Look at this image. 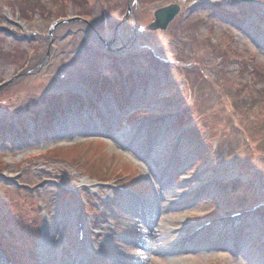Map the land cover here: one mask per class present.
Instances as JSON below:
<instances>
[{
	"label": "rangeland",
	"instance_id": "rangeland-1",
	"mask_svg": "<svg viewBox=\"0 0 264 264\" xmlns=\"http://www.w3.org/2000/svg\"><path fill=\"white\" fill-rule=\"evenodd\" d=\"M213 1L0 0V264H264V0Z\"/></svg>",
	"mask_w": 264,
	"mask_h": 264
},
{
	"label": "water",
	"instance_id": "water-1",
	"mask_svg": "<svg viewBox=\"0 0 264 264\" xmlns=\"http://www.w3.org/2000/svg\"><path fill=\"white\" fill-rule=\"evenodd\" d=\"M243 1L251 2L252 0H243ZM178 10H179L178 7L175 5L165 6V8L156 10L154 14L155 21L150 25L146 26V29L154 30V31L156 29L166 30L167 25L174 19ZM51 30L49 31V34L51 33Z\"/></svg>",
	"mask_w": 264,
	"mask_h": 264
},
{
	"label": "flooded vegetation",
	"instance_id": "flooded-vegetation-1",
	"mask_svg": "<svg viewBox=\"0 0 264 264\" xmlns=\"http://www.w3.org/2000/svg\"><path fill=\"white\" fill-rule=\"evenodd\" d=\"M223 2L224 1H226L225 3H228V4H230L229 3V1L228 0H222ZM256 0H252L251 2H245V1H242V0H231V2H233L232 4H243V5H252V2H255ZM214 3H216V2H214V1H212V0H209V1H206V0H199L197 3H195V5L193 6V8H197L198 6H201V7H208L209 6V4H213L214 5ZM170 4H175V5H177V7H178V9H179V11H178V14L179 13H181L182 12V6L179 4V3H173V2H167V1H165L164 3H162V5L160 6V8H162V7H165V6H168V5H170ZM155 12V11H154ZM154 12H153V15H154ZM177 14V15H178ZM177 15H176V17H177ZM176 17H175V19H176ZM174 19V20H175ZM172 23V22H171ZM169 26V25H168ZM167 26V27H168ZM167 27H166V30H167ZM165 30V31H166ZM156 31H158V30H156ZM155 31V32H156Z\"/></svg>",
	"mask_w": 264,
	"mask_h": 264
},
{
	"label": "bare ground",
	"instance_id": "bare-ground-1",
	"mask_svg": "<svg viewBox=\"0 0 264 264\" xmlns=\"http://www.w3.org/2000/svg\"><path fill=\"white\" fill-rule=\"evenodd\" d=\"M105 231V229H104ZM100 255H102V253H100ZM85 255L84 256H78V258H72L70 259V261L72 262V264H86L85 261Z\"/></svg>",
	"mask_w": 264,
	"mask_h": 264
},
{
	"label": "trees",
	"instance_id": "trees-1",
	"mask_svg": "<svg viewBox=\"0 0 264 264\" xmlns=\"http://www.w3.org/2000/svg\"><path fill=\"white\" fill-rule=\"evenodd\" d=\"M120 99V96H118L117 91L115 92V100L117 104H119L118 100Z\"/></svg>",
	"mask_w": 264,
	"mask_h": 264
}]
</instances>
